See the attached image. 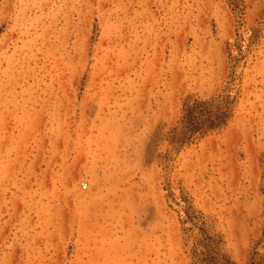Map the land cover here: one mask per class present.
I'll return each mask as SVG.
<instances>
[{
	"label": "rangeland",
	"instance_id": "1",
	"mask_svg": "<svg viewBox=\"0 0 264 264\" xmlns=\"http://www.w3.org/2000/svg\"><path fill=\"white\" fill-rule=\"evenodd\" d=\"M0 264H264V0H0Z\"/></svg>",
	"mask_w": 264,
	"mask_h": 264
},
{
	"label": "built area",
	"instance_id": "2",
	"mask_svg": "<svg viewBox=\"0 0 264 264\" xmlns=\"http://www.w3.org/2000/svg\"><path fill=\"white\" fill-rule=\"evenodd\" d=\"M82 187L85 188L86 187V184H83Z\"/></svg>",
	"mask_w": 264,
	"mask_h": 264
}]
</instances>
